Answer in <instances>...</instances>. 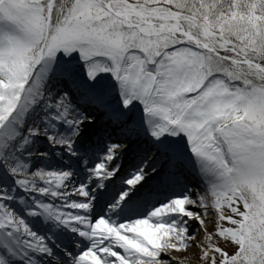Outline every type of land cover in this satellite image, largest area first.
Instances as JSON below:
<instances>
[{"label": "snow or ice", "instance_id": "6c2138e0", "mask_svg": "<svg viewBox=\"0 0 264 264\" xmlns=\"http://www.w3.org/2000/svg\"><path fill=\"white\" fill-rule=\"evenodd\" d=\"M0 264H264V0H0Z\"/></svg>", "mask_w": 264, "mask_h": 264}, {"label": "rangeland", "instance_id": "374dc122", "mask_svg": "<svg viewBox=\"0 0 264 264\" xmlns=\"http://www.w3.org/2000/svg\"><path fill=\"white\" fill-rule=\"evenodd\" d=\"M125 160H126V158L124 159V162H125ZM127 162L129 163L130 161H127ZM127 165H128V164H125L126 167H127Z\"/></svg>", "mask_w": 264, "mask_h": 264}]
</instances>
